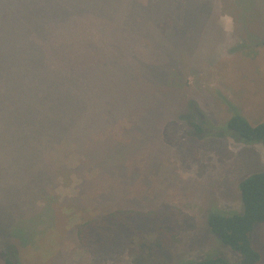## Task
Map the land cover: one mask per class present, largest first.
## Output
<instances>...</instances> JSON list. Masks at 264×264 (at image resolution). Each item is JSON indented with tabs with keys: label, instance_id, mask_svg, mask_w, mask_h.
Instances as JSON below:
<instances>
[{
	"label": "rangeland",
	"instance_id": "obj_1",
	"mask_svg": "<svg viewBox=\"0 0 264 264\" xmlns=\"http://www.w3.org/2000/svg\"><path fill=\"white\" fill-rule=\"evenodd\" d=\"M22 36H49L50 49L64 48L63 40L55 36H106L117 43L120 51L107 48L109 54L102 62L95 60L75 72L64 70L65 74L56 71L54 80L45 78L36 84L16 81L17 87L9 89L29 103L34 98L59 97L66 89L77 93L89 90L91 98L99 94L101 105L84 100L85 106L77 105L58 125L73 134L78 127L87 128L94 112L99 115L94 124L104 125L91 133L90 141L111 137L129 144L133 122L140 121L145 129L133 131L132 139L141 138V143L135 142L141 152L130 151L119 166L125 187L130 185L126 191L129 198L140 192L142 209L161 205L179 214L176 219L183 228L169 264L201 259L212 252L227 256L232 264L241 261L239 253L216 238L213 244L206 222L212 209L240 210L239 183L264 171V147L245 145L224 127L234 107L253 124L264 121V0H0V51L23 52L26 59L24 49L30 46ZM127 36H144L145 67L137 68L134 57L127 54ZM10 61L16 63L14 53ZM170 62L182 63L179 73ZM157 73H162L163 79L153 82ZM137 78L136 89L153 83L172 89H163L158 97L146 92L124 96L126 87ZM30 105L31 110L36 109V104ZM191 121L204 131L197 134ZM81 147L65 140L56 144L51 154L56 164L74 169L81 164L86 142ZM93 164L87 165L89 178L101 173ZM58 183L60 201L71 204L81 198L83 180L75 172L69 184L61 178ZM93 189L107 190V186L100 183ZM118 191L111 189L116 202ZM123 193L119 197L125 198ZM5 198L0 192V202ZM56 209L62 232L53 231L47 239L45 235L36 237L35 245L22 249L17 244L21 263L91 264L88 252L74 238L66 237L78 221L104 208L85 212L73 204L72 209L60 205ZM2 210L0 205V217L6 216ZM158 214L161 220L164 212ZM63 234L65 241L60 245ZM254 235L257 248L264 252V225L257 227ZM110 264H133V258L125 255Z\"/></svg>",
	"mask_w": 264,
	"mask_h": 264
},
{
	"label": "trees",
	"instance_id": "obj_2",
	"mask_svg": "<svg viewBox=\"0 0 264 264\" xmlns=\"http://www.w3.org/2000/svg\"><path fill=\"white\" fill-rule=\"evenodd\" d=\"M55 37L63 40L64 48L50 49L49 36H22L21 39L29 42V50L24 49L30 57L29 62L23 52L11 49L0 51V192H4V197H7L0 205L8 216L0 217V264H22L21 250L17 244L20 243L22 249L35 245L36 237L45 235L47 239L56 230L61 233L56 207L60 205L72 209L73 204L85 212L104 208L78 221L66 237L67 240L74 238L88 252L91 264L116 263L125 255L133 258V264H153L157 260H160L159 264H169L171 250L179 243L183 228L176 219L179 214L161 205L142 209L138 201L140 192L135 193V198H129L126 191L130 185L125 187L126 182L119 166L130 151L135 150L136 154L141 152V146L135 144L141 143V138L132 139L133 131L140 133L145 129L141 128V122H133V131L128 135L129 144L114 141L111 137L90 141L91 133L104 125L100 122L94 124V120L99 118L98 114L93 112L87 128L78 127L73 134L60 130L58 125L63 124L62 118H68L65 115L71 114L77 105L85 106L84 100L96 101L101 105L99 94L91 98L92 92L89 95V90L81 89L77 93L75 89H66L59 97H45L44 100L34 98L30 103L36 104V109L31 110L30 103L24 97H16L11 93L9 88L12 85L17 87L16 81H21L20 84H36L45 81V78L54 80L56 71L65 74L64 70L72 69L75 72L92 65L95 60L102 62L109 54L107 48L111 52L120 51L117 43L106 36ZM126 39L130 42V47L125 49L127 54L134 57L137 68L141 65L145 67L147 63L142 59L144 36H127ZM12 53L16 56V63L10 61ZM126 64H130L134 71L132 61ZM170 64L179 73L182 63ZM153 76V82L156 78L160 81V78L163 79L162 73ZM139 80L135 79L126 87L128 91L124 96L146 92L158 97L163 89H172L167 84L158 86L156 83L136 89ZM231 112L224 126L226 131L245 145L261 144L264 147V121L253 124L235 107L231 108ZM190 125L197 134L204 131L195 121H191ZM65 140H72L80 147L86 142L81 164L74 169L56 164L51 154L55 145ZM92 163H95L94 168L101 171L95 178H89L86 174V169H89L87 165ZM72 171L83 180L81 198L66 204L60 201L56 187L60 178L69 184ZM111 173L115 175H109ZM100 183L107 186V190L93 189ZM113 187L119 190L117 202L111 193ZM238 188L240 210L224 212L218 209L215 212L212 209L206 224L214 239L213 244L219 240L241 255V261L239 258L237 264H261L264 252L257 248L254 233L257 227L264 225V171L247 176ZM122 192L125 198L122 195L119 197ZM15 194H19V203L15 202ZM109 204L112 206L110 209L107 208ZM160 211L164 215L158 220ZM162 220L163 223L159 224ZM65 236L63 234L60 238V245L64 243ZM60 253L56 257L52 256V263L57 261ZM179 264L232 263L227 256L212 252L201 259Z\"/></svg>",
	"mask_w": 264,
	"mask_h": 264
}]
</instances>
